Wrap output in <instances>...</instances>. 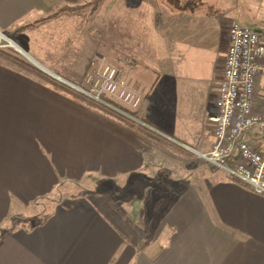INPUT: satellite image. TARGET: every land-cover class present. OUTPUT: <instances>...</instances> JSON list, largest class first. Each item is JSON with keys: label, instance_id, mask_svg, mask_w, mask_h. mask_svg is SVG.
<instances>
[{"label": "crops", "instance_id": "0c3cea01", "mask_svg": "<svg viewBox=\"0 0 264 264\" xmlns=\"http://www.w3.org/2000/svg\"><path fill=\"white\" fill-rule=\"evenodd\" d=\"M111 1L0 0V33L54 79L63 64L78 65L69 48L94 55L87 31L111 32L104 53L117 54L123 39V77L142 97L133 115L149 127L0 61V223L12 205H35L67 184L97 186L34 229L1 235L3 264H264V197L166 138L210 150L228 27L264 35V0ZM255 99L260 107L263 77ZM251 142L264 152V135ZM145 188L159 211L147 205L131 217Z\"/></svg>", "mask_w": 264, "mask_h": 264}, {"label": "built area", "instance_id": "2783aa9c", "mask_svg": "<svg viewBox=\"0 0 264 264\" xmlns=\"http://www.w3.org/2000/svg\"><path fill=\"white\" fill-rule=\"evenodd\" d=\"M228 35L216 112L209 118L213 137L210 150L201 152L166 138L196 161L264 197V152H259L251 142L252 133L264 135V100L258 107L255 99L257 81L264 78V35L234 21L228 27ZM6 38L0 33V39L15 45ZM117 64L105 63L95 69L96 63H92L83 83L55 79L85 99L149 128L133 115L142 97L130 88Z\"/></svg>", "mask_w": 264, "mask_h": 264}, {"label": "rangeland", "instance_id": "374dc122", "mask_svg": "<svg viewBox=\"0 0 264 264\" xmlns=\"http://www.w3.org/2000/svg\"><path fill=\"white\" fill-rule=\"evenodd\" d=\"M112 2L114 4H116V0H112L111 3ZM42 22L43 21H41L40 23H42ZM28 27L29 26H27L26 28H28ZM105 29L104 30L100 29L99 32H98V30H95V29L86 32L89 39L91 41L93 40L96 44L99 45V47L95 49L93 56H88V54L85 52V51H87L86 48L83 49V51H82V49L69 48L68 49V54H69L68 56L70 59L69 62L75 60L78 65H68V64L65 65V64H63L62 67L66 71L62 70L61 73H59L61 76H57L54 73L55 71L54 72L52 71L53 75L60 77V78H63L64 80L70 81L71 83L78 84L81 82L83 83L84 78H86V75L90 72V70L93 67L92 63H96L94 68L98 69L102 65H104L105 63L117 64L116 61H120L121 64H117V65H119L121 67V70H122L124 64L127 62V61H124V58L118 54V53H122V48H123L122 47V44H123L122 41H123V39L121 40L120 43L118 42V45H120L121 47L117 48V52H118L117 54L114 53V50H116V49H112V52H111V50H107V52L104 53L105 48H101L100 44L105 42V44L108 45L109 40H110V39H108V37L109 38L111 37V32L109 33ZM3 36L7 37L6 39H9V40L12 39L10 36H6V35H3ZM115 37L117 38V35ZM217 38L219 39V36ZM12 40H11V42H12ZM14 43H15V41H14ZM115 46H117V43L115 44ZM40 50L43 51L44 48H41ZM0 51L5 52L7 54L15 55V57H17L18 59L23 60V61L28 62L29 64L33 65L21 53L22 51H20V49H18L15 45H13L12 43H10L4 39H0ZM83 52H85V54ZM70 56H72V57H70ZM131 65L133 66L134 64L131 63ZM80 67H83V70L81 71V74L79 75V73H77V72H80V71H77V70H79ZM55 80H57V79H55ZM121 182H123V181H121ZM141 184H142V181H140L139 185H141ZM99 187H101L100 190L105 191V188H107L108 186L106 184L102 183V184H100ZM94 188H97V186L93 185V181L85 180L80 184L79 187L74 186L73 184H71V185L67 184V185L63 186L62 191H60L59 193L53 194L49 198H45V199L40 200L38 205L32 204L29 206H19V207H17L16 205H12L11 209H10L9 219H7L6 223H0V236L5 234V233H8V231H10L13 228H17V227H25L26 226L27 228L31 227L32 229H34L35 227L40 225L49 216L51 211L57 205L67 204L69 202H73L77 198H83L86 195H90L91 193H93L92 190ZM122 193H123V191H121V194ZM153 193L154 192L152 190L145 188L144 191L142 192V195H141L142 198H140L138 200L133 199V206H132V214L133 215L131 214V217H134L137 215V218H138L139 212L140 213L142 212V214H143L144 210L147 209V205H149V207H152L154 214H156L159 211L158 205L154 204L155 199H154ZM104 194H106V193H104ZM119 197L120 198H118L117 203L119 205L123 206L122 205L123 204L122 198H121V196H119ZM14 204H16V203H14ZM152 224L153 223L149 222L150 226H153ZM3 261H6V257L0 255V264H3Z\"/></svg>", "mask_w": 264, "mask_h": 264}, {"label": "trees", "instance_id": "16d2710c", "mask_svg": "<svg viewBox=\"0 0 264 264\" xmlns=\"http://www.w3.org/2000/svg\"><path fill=\"white\" fill-rule=\"evenodd\" d=\"M100 1L101 0H97V3L99 4ZM26 27L27 26L19 27L18 30L22 31V30L26 29ZM0 61H1V63L5 64V65H10V66L16 68L17 70L22 71V72L26 73L27 75L32 76L36 80H38V81H40L46 85L52 86V87L59 89V90L65 92L67 94L73 95L76 98L80 99L81 101H83V102L91 105L92 107L97 108V109H99V110H101V111H103V112H105V113H107V114H109L115 118H119V119L124 120L127 123H131V121H129L125 118H122L119 115L113 113L112 111H110V110H108V109H106V108H104L98 104H95V103L85 99L84 97L78 95L77 93L72 91L67 86L61 84L57 80L53 79L52 77H50L47 74H45L44 72H42L40 69L29 64L28 62H25L23 60L18 59L17 57H15V55L7 54L5 52L0 51ZM38 203L39 202H36L35 205H38ZM25 228L26 229H32L31 227L27 228L26 226H25Z\"/></svg>", "mask_w": 264, "mask_h": 264}, {"label": "water", "instance_id": "95a60500", "mask_svg": "<svg viewBox=\"0 0 264 264\" xmlns=\"http://www.w3.org/2000/svg\"><path fill=\"white\" fill-rule=\"evenodd\" d=\"M19 49V48H18ZM21 51V50H20ZM22 53V52H21ZM23 54V53H22ZM24 55V54H23ZM25 56V55H24Z\"/></svg>", "mask_w": 264, "mask_h": 264}]
</instances>
